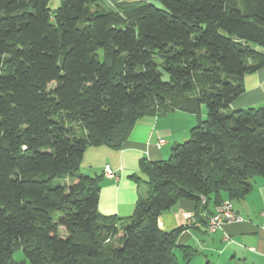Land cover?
<instances>
[{
  "label": "trees",
  "instance_id": "obj_1",
  "mask_svg": "<svg viewBox=\"0 0 264 264\" xmlns=\"http://www.w3.org/2000/svg\"><path fill=\"white\" fill-rule=\"evenodd\" d=\"M51 1L0 0V264L18 250L29 264H179L186 227L161 230V214L189 200L200 218L264 178V105L232 107L264 68V0ZM175 111L199 124L168 160L140 162L131 217L101 216L85 151Z\"/></svg>",
  "mask_w": 264,
  "mask_h": 264
},
{
  "label": "crops",
  "instance_id": "obj_2",
  "mask_svg": "<svg viewBox=\"0 0 264 264\" xmlns=\"http://www.w3.org/2000/svg\"><path fill=\"white\" fill-rule=\"evenodd\" d=\"M61 0H52L50 8L55 10ZM108 5H111L108 3ZM264 53V50H260ZM244 92L232 104L234 109L256 108L264 105V68L243 79ZM201 120L204 116L201 110ZM198 118L185 112L141 118L131 129L120 149L106 146L90 147L83 156V175L100 176V198L98 212L104 217L129 218L133 215L140 198L147 195L143 183L146 176L140 171V162L165 160L171 148L189 137L190 130L197 125ZM164 145H159L160 140ZM109 167L114 173L110 178L105 173ZM134 177H137L135 179ZM230 201L235 212L243 216L242 223L228 224L216 233L207 231V224L215 213L211 203L208 212L197 216V206L189 200H179L171 209L161 214L159 228L171 231L185 226L175 248L179 264H264V178L252 181L250 192L240 199ZM193 251L189 261L182 249ZM13 260L29 264L24 256L16 254Z\"/></svg>",
  "mask_w": 264,
  "mask_h": 264
},
{
  "label": "built area",
  "instance_id": "obj_3",
  "mask_svg": "<svg viewBox=\"0 0 264 264\" xmlns=\"http://www.w3.org/2000/svg\"><path fill=\"white\" fill-rule=\"evenodd\" d=\"M107 2H114L116 0H106ZM165 140H160L159 145H164ZM105 173L108 177L113 178L114 173L109 167L105 168ZM244 221L243 216L235 212L233 205L230 201L226 200L216 206L215 213L210 217L207 224V231L209 233H216L223 230L228 224L242 223ZM264 230V224H263Z\"/></svg>",
  "mask_w": 264,
  "mask_h": 264
},
{
  "label": "rangeland",
  "instance_id": "obj_4",
  "mask_svg": "<svg viewBox=\"0 0 264 264\" xmlns=\"http://www.w3.org/2000/svg\"><path fill=\"white\" fill-rule=\"evenodd\" d=\"M158 64H161V61H158ZM160 67V66H159ZM164 77V80H167L168 78H167V76L166 75H164L163 76ZM55 86H56V83H52V84H50L49 85V87L50 88H52V89H54L55 88ZM202 109V113H203V116H204V121L206 120V117H207V107H206V105H202V107H201ZM199 124V122H197V125ZM196 125V126H197ZM187 140V139H186ZM186 140H182V141H180L178 144H182V143H184ZM171 154V153H170ZM170 158V155L165 159V160H168ZM82 173L84 172L83 171V169H82V171H81ZM16 256L18 257L19 255H23L24 256V254L22 253V251L21 250H18L16 253Z\"/></svg>",
  "mask_w": 264,
  "mask_h": 264
}]
</instances>
